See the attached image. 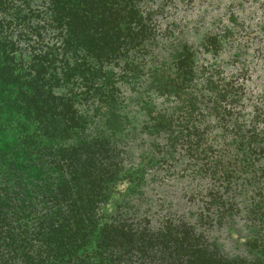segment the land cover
<instances>
[{
  "label": "trees",
  "instance_id": "16d2710c",
  "mask_svg": "<svg viewBox=\"0 0 264 264\" xmlns=\"http://www.w3.org/2000/svg\"><path fill=\"white\" fill-rule=\"evenodd\" d=\"M0 264H264V0H0Z\"/></svg>",
  "mask_w": 264,
  "mask_h": 264
}]
</instances>
